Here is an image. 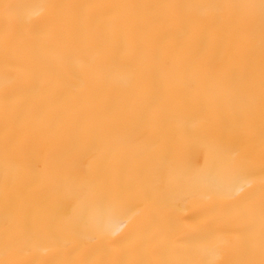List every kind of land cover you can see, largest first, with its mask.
Listing matches in <instances>:
<instances>
[{
	"label": "bare ground",
	"instance_id": "bare-ground-1",
	"mask_svg": "<svg viewBox=\"0 0 264 264\" xmlns=\"http://www.w3.org/2000/svg\"><path fill=\"white\" fill-rule=\"evenodd\" d=\"M0 264H264V0H0Z\"/></svg>",
	"mask_w": 264,
	"mask_h": 264
}]
</instances>
